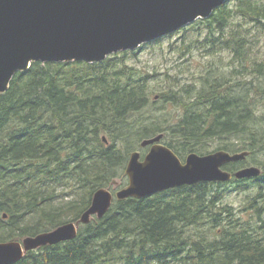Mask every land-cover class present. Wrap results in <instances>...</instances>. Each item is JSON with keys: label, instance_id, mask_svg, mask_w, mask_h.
<instances>
[{"label": "trees", "instance_id": "1", "mask_svg": "<svg viewBox=\"0 0 264 264\" xmlns=\"http://www.w3.org/2000/svg\"><path fill=\"white\" fill-rule=\"evenodd\" d=\"M197 22L233 61L228 73H200L194 87L157 91L128 62L132 51L94 63L35 61L16 73L0 93V241L79 221L99 188L127 182L130 153L158 134L179 156L207 153L211 142L249 151L225 168L259 163L260 177L236 181L256 193L238 210L221 202L224 182L114 200L74 239L16 264H264V57L252 54L251 34L264 32V0H228ZM159 100L180 107L175 121L159 115Z\"/></svg>", "mask_w": 264, "mask_h": 264}, {"label": "water", "instance_id": "2", "mask_svg": "<svg viewBox=\"0 0 264 264\" xmlns=\"http://www.w3.org/2000/svg\"><path fill=\"white\" fill-rule=\"evenodd\" d=\"M228 0H0V93L19 71L33 62H100L109 55L135 50L142 44L171 34L210 17ZM163 134L144 139L150 150L142 158L130 154L125 173L127 185L113 192L99 188L79 221L66 222L22 241H0V264H16L28 251L74 239L80 224L93 216L103 218L114 199L147 198L184 185L259 177L256 165L234 173L224 169L243 160L249 151L191 152L183 161L162 143ZM103 139L107 142V138ZM7 214L4 215L6 217Z\"/></svg>", "mask_w": 264, "mask_h": 264}, {"label": "rangeland", "instance_id": "3", "mask_svg": "<svg viewBox=\"0 0 264 264\" xmlns=\"http://www.w3.org/2000/svg\"><path fill=\"white\" fill-rule=\"evenodd\" d=\"M251 34L256 35V43L252 54L264 57V32L252 30ZM206 37V28H203L202 25L200 26L196 20L174 33L142 44L141 47L129 53L127 60L140 74L149 78L157 91L171 86L175 88L184 86L194 87L196 81L199 80V74L208 71L212 66L226 73L231 70L233 61L231 52L227 49L217 50L213 48ZM169 77L170 80L168 81ZM154 106L159 115L168 113L169 117L174 121L176 120L174 119L175 115L180 110V107L166 104L161 100ZM262 107L263 105H260V109H263ZM167 141L168 139H163L164 143ZM217 145V142H211L209 151L204 154L215 151ZM149 148L137 147L142 155L146 154ZM187 154L180 157L185 161ZM259 156L262 159L264 158L262 154ZM249 159L254 162L252 160L253 156ZM256 165L258 166L259 163ZM117 181L119 185L111 183L107 187L115 191L119 186L125 185L128 182V178L125 184L121 178L114 180V182ZM242 185L240 186L231 182L223 184L220 189L223 197L221 202L229 204L237 210L241 209L246 199L255 194L258 189V186L254 183ZM214 189H217V187ZM23 239L24 237L16 240L22 241Z\"/></svg>", "mask_w": 264, "mask_h": 264}, {"label": "bare ground", "instance_id": "4", "mask_svg": "<svg viewBox=\"0 0 264 264\" xmlns=\"http://www.w3.org/2000/svg\"><path fill=\"white\" fill-rule=\"evenodd\" d=\"M226 111V110H225ZM56 245V244H55Z\"/></svg>", "mask_w": 264, "mask_h": 264}]
</instances>
